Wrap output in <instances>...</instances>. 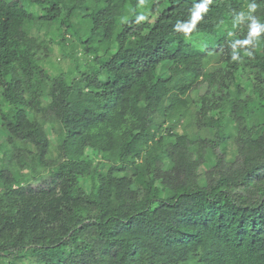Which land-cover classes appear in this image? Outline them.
Listing matches in <instances>:
<instances>
[{
	"label": "trees",
	"instance_id": "trees-1",
	"mask_svg": "<svg viewBox=\"0 0 264 264\" xmlns=\"http://www.w3.org/2000/svg\"><path fill=\"white\" fill-rule=\"evenodd\" d=\"M0 134V264H264V0H0Z\"/></svg>",
	"mask_w": 264,
	"mask_h": 264
},
{
	"label": "rangeland",
	"instance_id": "rangeland-1",
	"mask_svg": "<svg viewBox=\"0 0 264 264\" xmlns=\"http://www.w3.org/2000/svg\"><path fill=\"white\" fill-rule=\"evenodd\" d=\"M53 47H54V51L51 54V59H52V61L55 62V66L57 68H62L64 70H67L69 65H70V60L64 58L63 52L61 51V48L58 44L54 43ZM0 136H1V138H0V140H1L2 135L0 134Z\"/></svg>",
	"mask_w": 264,
	"mask_h": 264
},
{
	"label": "clouds",
	"instance_id": "clouds-1",
	"mask_svg": "<svg viewBox=\"0 0 264 264\" xmlns=\"http://www.w3.org/2000/svg\"><path fill=\"white\" fill-rule=\"evenodd\" d=\"M203 7H204L203 5H199V6H198L199 9H203ZM197 15H198V13H197ZM142 19H144V17H143L142 15L138 17V20H142ZM232 58H233L234 60L237 59V57H236L235 55H233Z\"/></svg>",
	"mask_w": 264,
	"mask_h": 264
}]
</instances>
